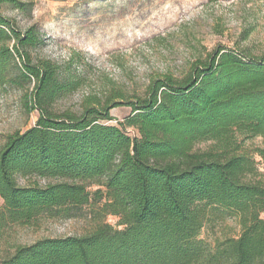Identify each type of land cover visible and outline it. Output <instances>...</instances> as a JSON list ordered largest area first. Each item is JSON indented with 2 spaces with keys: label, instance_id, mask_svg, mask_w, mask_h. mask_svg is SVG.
Listing matches in <instances>:
<instances>
[{
  "label": "trees",
  "instance_id": "trees-1",
  "mask_svg": "<svg viewBox=\"0 0 264 264\" xmlns=\"http://www.w3.org/2000/svg\"><path fill=\"white\" fill-rule=\"evenodd\" d=\"M2 4L26 12L30 2L0 0V97L18 89L25 112L39 115L0 149V238L42 217L89 216L94 227L18 244L0 264H264V148L246 144L264 139V55L218 46L182 76L162 74L131 94L112 85L86 95L80 112L60 110L84 84L73 58L36 56L41 28L22 31ZM110 104L131 113L109 124ZM202 142L210 145L195 149ZM227 219L238 234L200 237Z\"/></svg>",
  "mask_w": 264,
  "mask_h": 264
},
{
  "label": "rangeland",
  "instance_id": "rangeland-1",
  "mask_svg": "<svg viewBox=\"0 0 264 264\" xmlns=\"http://www.w3.org/2000/svg\"><path fill=\"white\" fill-rule=\"evenodd\" d=\"M28 1L30 9L26 12L10 4H2L1 11L16 19L22 31L37 23L45 39L34 54L56 62L73 58V73L83 77L84 84L56 104L60 110L80 112L86 95H101L112 85L131 94L162 74L182 76L195 58L218 46L232 48L238 44L248 46L255 56L264 55V0ZM21 94L9 88L0 97V149L9 134L26 130L38 118V111L25 112ZM109 111L114 119L108 123L118 125L131 113V107L122 104ZM126 130L132 136L138 134L135 128ZM246 144L264 148V139L256 137ZM209 145L202 142L195 149ZM256 158L264 171V158ZM35 180L42 185L49 182L44 178H19L23 185ZM100 187L105 190L96 184L89 189ZM106 220L123 227L118 216L109 215ZM93 227L89 216L42 217L35 224H14L0 238V262L18 244H31L44 237L81 235ZM239 232L237 221L227 219L214 229L205 226L200 237L214 243L218 236Z\"/></svg>",
  "mask_w": 264,
  "mask_h": 264
}]
</instances>
